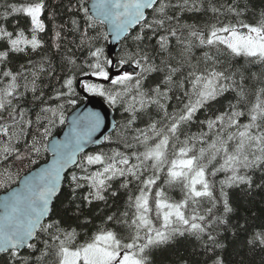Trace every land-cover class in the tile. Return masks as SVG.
Listing matches in <instances>:
<instances>
[{
  "label": "snow or ice",
  "instance_id": "6c2138e0",
  "mask_svg": "<svg viewBox=\"0 0 264 264\" xmlns=\"http://www.w3.org/2000/svg\"><path fill=\"white\" fill-rule=\"evenodd\" d=\"M259 188L264 7L0 0V264H156L181 239L226 264V233L264 251L230 196Z\"/></svg>",
  "mask_w": 264,
  "mask_h": 264
},
{
  "label": "trees",
  "instance_id": "16d2710c",
  "mask_svg": "<svg viewBox=\"0 0 264 264\" xmlns=\"http://www.w3.org/2000/svg\"><path fill=\"white\" fill-rule=\"evenodd\" d=\"M257 8L264 7V0H254ZM20 23L24 25L27 21L25 18L21 17ZM66 19V17H65ZM86 99L83 98V94L81 97V101L78 105H82ZM223 103V101H221ZM117 121L122 119L121 113L119 110H115ZM195 127L193 131H195ZM61 133V132H60ZM95 148V147H94ZM92 148V149H94ZM44 163V158H41L37 165H28V161H24V165H28V167H23L21 169V175H24L28 172L29 168L34 169ZM20 167V165H17ZM16 170L15 168L13 169ZM262 179L260 173H255V181L259 183ZM3 193V190H0V194ZM67 195V189H65L64 193L61 195L60 200H64ZM231 199L235 206L238 207L239 217H247L251 221L252 217H255V222L259 223L264 220V188L255 189L250 194L242 190L234 189L230 192ZM117 201V203H121ZM111 203V201H110ZM60 201H57V206H59ZM94 207L103 208V204L96 205ZM238 217H233V221H235ZM243 223V219L240 220ZM225 242L228 247L224 252V257L226 260V264H264V251H251L247 248L242 247L244 236L241 234L237 237H232L230 233H226L224 236ZM186 258L191 262H194L199 259V257L193 255V244L189 240L181 239L173 246L164 248L159 250L156 253L155 260L156 264H178L180 259Z\"/></svg>",
  "mask_w": 264,
  "mask_h": 264
},
{
  "label": "water",
  "instance_id": "95a60500",
  "mask_svg": "<svg viewBox=\"0 0 264 264\" xmlns=\"http://www.w3.org/2000/svg\"><path fill=\"white\" fill-rule=\"evenodd\" d=\"M108 47L110 50L115 52L119 48V45H114V44L109 43ZM83 95H86V94H83ZM85 107L92 108L96 111L101 112L102 114H106L105 115V122L108 126V129L111 128V124L113 122H117L116 112L114 110H112L101 97L88 95V98L86 99V101L82 105L79 106V108H81V109H83ZM62 135H63V132L60 133V136H62ZM94 147H96V146H94V145L90 146V150Z\"/></svg>",
  "mask_w": 264,
  "mask_h": 264
}]
</instances>
